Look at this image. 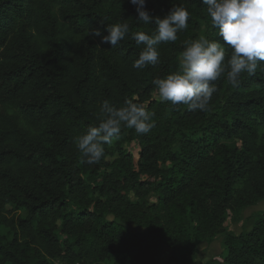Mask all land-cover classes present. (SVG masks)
<instances>
[{
  "label": "trees",
  "instance_id": "16d2710c",
  "mask_svg": "<svg viewBox=\"0 0 264 264\" xmlns=\"http://www.w3.org/2000/svg\"><path fill=\"white\" fill-rule=\"evenodd\" d=\"M177 5L188 28L136 69L132 34L155 25L129 0H0V264H156L162 246L192 264L219 235L223 251L203 264H264V211L248 232L224 229L264 200V70L238 87L223 75L205 111L161 102L153 80L177 70L183 42L220 39L201 0H146L160 18ZM118 22L125 39L102 42ZM104 100L145 105L154 127L122 128L88 165L74 138Z\"/></svg>",
  "mask_w": 264,
  "mask_h": 264
},
{
  "label": "clouds",
  "instance_id": "9594fccd",
  "mask_svg": "<svg viewBox=\"0 0 264 264\" xmlns=\"http://www.w3.org/2000/svg\"><path fill=\"white\" fill-rule=\"evenodd\" d=\"M219 40H209L201 34L198 38L185 40L180 53L177 70L164 78H156L153 85L161 102L173 106L187 105L191 111L207 110L216 81L226 74L227 82L238 87L243 74L255 75L258 67L264 70V0H201ZM136 6L137 22L155 25L149 32L132 34L136 44L143 45L132 67L143 69L160 62L159 46L176 42L178 33L188 28L190 12L184 6H172L163 18L154 17L146 10V0H129ZM126 21V20H125ZM102 42L116 46L130 31L127 22L116 23L107 28ZM94 35L99 36L98 31ZM230 50V57L226 55ZM152 113L145 105L125 100L116 107L104 100L99 106L97 126L88 127L74 138V145L82 154L83 162L98 164L105 158V145L120 138L122 128L134 129L138 135L150 133L154 127Z\"/></svg>",
  "mask_w": 264,
  "mask_h": 264
},
{
  "label": "rangeland",
  "instance_id": "374dc122",
  "mask_svg": "<svg viewBox=\"0 0 264 264\" xmlns=\"http://www.w3.org/2000/svg\"><path fill=\"white\" fill-rule=\"evenodd\" d=\"M129 152L134 156L135 159H137V153L139 151V147L136 143L131 144L128 147ZM264 211V200L255 203L253 206L248 207L240 212L239 220L237 222H233L232 218L229 217L224 224V229L228 232H231L232 234L238 235L240 233H245L251 230L254 221L256 220L257 216ZM128 231L130 233L140 232L141 229H138L134 226H128ZM6 230L2 229V233H5ZM224 235H219L216 237L215 241H213L210 244L201 243L198 246L196 258L193 261L192 264H203L209 259L217 258L223 251V241H224ZM170 251L166 246L161 247V251L158 254L157 263L156 264H172L168 262L169 258H166L163 260V250ZM171 256V251L170 255ZM164 262H161V261ZM55 264H59L58 262H55Z\"/></svg>",
  "mask_w": 264,
  "mask_h": 264
},
{
  "label": "crops",
  "instance_id": "0c3cea01",
  "mask_svg": "<svg viewBox=\"0 0 264 264\" xmlns=\"http://www.w3.org/2000/svg\"><path fill=\"white\" fill-rule=\"evenodd\" d=\"M169 255H170V251L164 249L163 250V255H162L163 256V260L166 259V258H169ZM163 260L161 262L165 261V260L164 261Z\"/></svg>",
  "mask_w": 264,
  "mask_h": 264
}]
</instances>
